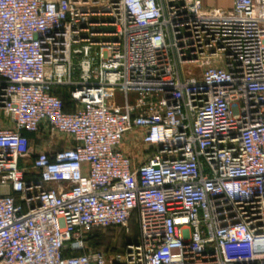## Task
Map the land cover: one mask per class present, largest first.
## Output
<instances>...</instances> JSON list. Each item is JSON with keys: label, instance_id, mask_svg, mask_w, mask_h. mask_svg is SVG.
I'll use <instances>...</instances> for the list:
<instances>
[{"label": "built area", "instance_id": "obj_1", "mask_svg": "<svg viewBox=\"0 0 264 264\" xmlns=\"http://www.w3.org/2000/svg\"><path fill=\"white\" fill-rule=\"evenodd\" d=\"M0 116V264H264V0H0Z\"/></svg>", "mask_w": 264, "mask_h": 264}, {"label": "rangeland", "instance_id": "obj_2", "mask_svg": "<svg viewBox=\"0 0 264 264\" xmlns=\"http://www.w3.org/2000/svg\"><path fill=\"white\" fill-rule=\"evenodd\" d=\"M50 137L53 139H60L63 144H68L69 140L66 138L65 135L60 133H50ZM38 140L33 138L31 140V147L33 149L38 150L37 147ZM60 145H55L54 148L61 147ZM134 218L130 219L128 225L119 226V227H109V228H93L91 231L87 233V245L90 248L98 247L104 250L107 255H110L112 252L120 250L121 248L117 249L120 245L121 241L123 240V235L129 236H136V226H135ZM122 238V239H121Z\"/></svg>", "mask_w": 264, "mask_h": 264}, {"label": "crops", "instance_id": "obj_3", "mask_svg": "<svg viewBox=\"0 0 264 264\" xmlns=\"http://www.w3.org/2000/svg\"><path fill=\"white\" fill-rule=\"evenodd\" d=\"M202 4L205 8H210V7H221V8H231L233 5V0H202ZM66 105L72 106V103L70 100H67L65 103ZM10 121L8 118H4L0 116V127H5V126H10ZM26 135L30 137V140L33 138H36L38 140L37 147L39 149H48L50 148V144L48 142V137L43 134H33V133H27L24 132ZM137 236V234H136ZM135 236V238H136Z\"/></svg>", "mask_w": 264, "mask_h": 264}, {"label": "trees", "instance_id": "obj_4", "mask_svg": "<svg viewBox=\"0 0 264 264\" xmlns=\"http://www.w3.org/2000/svg\"><path fill=\"white\" fill-rule=\"evenodd\" d=\"M57 92L58 94L60 95L62 101H63V109L65 111L69 110L70 109V106L66 105L65 103L67 102V100H69V97H68V94L66 93V90L64 88H57ZM132 219V218H131ZM136 226V225H135ZM106 228H109V227H106ZM136 234H137V227H136ZM122 239V238H121ZM136 238L133 236H129V235H123V240L121 241L120 245L117 247V249L121 248L123 243L126 241V240H135ZM94 249H101V248H98V247H94ZM102 250V249H101Z\"/></svg>", "mask_w": 264, "mask_h": 264}]
</instances>
